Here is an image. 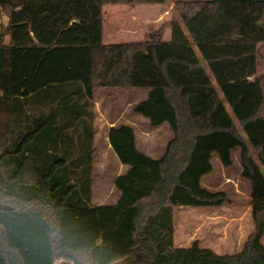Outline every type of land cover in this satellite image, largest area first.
<instances>
[{"label": "trees", "instance_id": "obj_1", "mask_svg": "<svg viewBox=\"0 0 264 264\" xmlns=\"http://www.w3.org/2000/svg\"><path fill=\"white\" fill-rule=\"evenodd\" d=\"M166 2L0 0V264H264V0H174L170 39L154 29L144 41L103 42L105 4ZM98 88L148 89L133 111L152 127L168 123L174 137L154 158L132 125L109 128L128 169L115 178L116 203L99 206L103 223L91 224L96 241L87 243L90 222L70 223L98 213ZM235 149L255 225L242 251L218 254L197 240L175 246V207L232 204L201 180L213 152L230 167Z\"/></svg>", "mask_w": 264, "mask_h": 264}, {"label": "rangeland", "instance_id": "obj_2", "mask_svg": "<svg viewBox=\"0 0 264 264\" xmlns=\"http://www.w3.org/2000/svg\"><path fill=\"white\" fill-rule=\"evenodd\" d=\"M110 10L113 12H109ZM103 16V42L105 43L145 40L149 32L154 29H162V38L168 40L171 37L170 20L172 18L179 19L174 0H168L165 4L109 3L103 7ZM0 23H7V17L2 12H0ZM259 46L261 49L257 62V75L262 76L264 75V46L262 44ZM108 91L109 93L101 90L96 94L101 112L111 118L118 107L124 106V116L118 122L128 120L134 122L138 147L154 157H161L169 141L174 137L170 125L164 123L159 127H152L144 116L132 111L133 105L147 98L148 89L126 90L122 93ZM113 101L115 102L114 106ZM129 103H132L133 107L131 104L128 106ZM96 128L93 203L98 209V213L77 216L70 223L71 228H77L90 222L88 231L92 234L83 236L85 237L84 242L87 243L96 241L97 231L91 224L95 223L98 228L103 223V217L99 214L101 211L99 206L111 207L116 203L118 197L114 184L117 174L114 172V166L117 158L106 138L107 126L102 119H98ZM256 159L260 164L257 156ZM231 160V166L225 167L218 155L213 152L211 159L213 170L202 178L201 186L210 192H225L232 200V204L221 208L186 205L175 207V246L187 247L197 240L201 246L211 247L219 254H233L242 250L245 239L255 226L252 219V186L250 181L242 176L239 149L232 151ZM79 233L81 234L79 231L75 235ZM61 260L63 259L56 260L54 264Z\"/></svg>", "mask_w": 264, "mask_h": 264}, {"label": "crops", "instance_id": "obj_3", "mask_svg": "<svg viewBox=\"0 0 264 264\" xmlns=\"http://www.w3.org/2000/svg\"><path fill=\"white\" fill-rule=\"evenodd\" d=\"M111 9V8H110ZM109 12H113L112 10H110ZM108 12V13H109ZM135 20V19H134ZM115 30H118V29H116L115 28ZM139 41H144V40H139ZM127 42H138V41H127ZM105 43V42H104ZM114 43H120V42H114ZM108 44V43H107ZM258 74V73H257ZM259 76V75H258ZM101 90H103V91H106L107 93H109V91L108 90H111V91H113L114 93H116V92H123V91H126V90H124V89H120V88H114V89H110V88H98V89H95L94 90V94H93V102H94V105H93V110H94V112H95V117H94V127H95V137H94V142L96 141V137H97V128H96V125L98 124V119L100 120V119H102L103 121H104V124L107 126V128H106V138L108 139V131H109V128L111 127V126H114V125H118V124H129V125H132L133 127H134V122H132V121H130V120H128V121H126V122H118V121H120L121 120V118H123V116H124V111H125V108H124V106L123 107H118L117 108V111L115 112V114L113 115V117L111 116V118H110V116L109 115H107V114H104V113H102L101 112V110L99 109V102H98V98L96 97V94H97V92H100ZM133 90H136V89H133ZM133 90H131V91H133ZM128 91H130V90H128ZM113 100H114V98H113ZM115 101V100H114ZM112 102V104H113V106H114V103L115 102ZM130 104H131V106H132V103H129V105L128 106H130ZM134 106V105H133ZM132 106V107H133ZM132 111H133V108H132ZM135 113V112H134ZM135 114H138V113H135ZM135 129V128H134ZM135 133H136V131H135ZM136 138H138L137 137V133H136ZM109 141V140H108ZM110 144V143H109ZM111 146V145H110ZM96 148V147H95ZM141 150V149H140ZM144 153H146V154H148V155H150V156H152L151 154H149V153H147V152H145L144 150H142ZM114 155L116 156V154H115V152H114ZM152 157H154V156H152ZM116 163H115V166H114V172H116L117 174H116V176H115V178L118 176V175H121V174H123V173H125L126 171H127V169H128V166L127 165H125V164H123L120 160H119V158L116 156ZM154 158H159V157H154ZM115 178H114V181H115ZM93 190H94V188H93ZM117 190V189H116ZM117 192H118V197H119V195H120V192L117 190ZM93 197H94V194H93ZM118 197H117V199H118ZM117 201V200H116ZM252 231H253V228H252V230H251V232L249 233V235L252 233ZM249 235L247 236V238L245 239V243H246V241H247V239H248V237H249ZM245 243H244V245H245ZM201 246V245H200ZM177 247H183V246H177ZM187 247H189V246H187ZM201 247H204V246H201ZM244 247V246H243ZM205 248H210V249H212V250H214L213 248H211V247H205ZM243 249V248H242ZM216 253H218L216 250H214ZM240 251H242V250H240ZM239 251V252H240ZM236 253H238V252H236ZM219 254V253H218ZM233 254H235V253H233Z\"/></svg>", "mask_w": 264, "mask_h": 264}, {"label": "clouds", "instance_id": "obj_4", "mask_svg": "<svg viewBox=\"0 0 264 264\" xmlns=\"http://www.w3.org/2000/svg\"><path fill=\"white\" fill-rule=\"evenodd\" d=\"M57 264H75V261H58Z\"/></svg>", "mask_w": 264, "mask_h": 264}]
</instances>
